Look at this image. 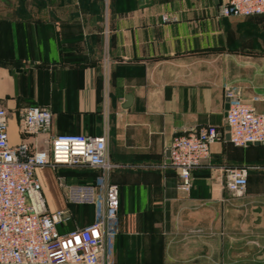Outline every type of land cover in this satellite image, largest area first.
Instances as JSON below:
<instances>
[{"label": "crops", "instance_id": "obj_1", "mask_svg": "<svg viewBox=\"0 0 264 264\" xmlns=\"http://www.w3.org/2000/svg\"><path fill=\"white\" fill-rule=\"evenodd\" d=\"M222 0H0V107L13 144L18 113L53 114L49 135H107L110 182L119 188L113 264H264V144L226 140V93L264 112V16L225 17ZM163 16L176 21L164 23ZM224 132L178 189L169 161L175 136ZM249 167L236 196L219 168ZM38 171L52 211L70 209L68 233L93 206L69 204L65 186L97 170ZM87 210L77 219L74 209ZM84 208V209H83Z\"/></svg>", "mask_w": 264, "mask_h": 264}, {"label": "built area", "instance_id": "obj_2", "mask_svg": "<svg viewBox=\"0 0 264 264\" xmlns=\"http://www.w3.org/2000/svg\"><path fill=\"white\" fill-rule=\"evenodd\" d=\"M225 17L264 16V0H222ZM163 16L162 22L176 21ZM227 133L236 147L264 144V112L243 102L233 92L226 93ZM8 110L0 107V264H113L109 241L119 229V188L110 182L120 168L109 160L107 135H49L53 114L49 109L27 107L18 113V129L24 139L11 145ZM224 132L203 126L174 137L169 161L162 167L174 170L178 189L190 193L194 172L210 158L213 144ZM61 166L77 170H97L94 183L65 186L68 202L93 206L90 225L61 233L60 225L72 221L70 209L52 211L45 198L38 171ZM225 186L236 196L245 193L249 167L219 168Z\"/></svg>", "mask_w": 264, "mask_h": 264}, {"label": "rangeland", "instance_id": "obj_3", "mask_svg": "<svg viewBox=\"0 0 264 264\" xmlns=\"http://www.w3.org/2000/svg\"><path fill=\"white\" fill-rule=\"evenodd\" d=\"M9 119H10V117H9ZM17 144L18 143H16V144L11 143V145H17ZM68 171H70V172H80L81 170H77V169L69 170L68 169ZM73 209H74L73 213H74L76 219H77V217L79 216L80 213H82V214L87 213V210H83L84 212H82L79 209H76V208H73ZM86 224H87V221L84 218H82V219H80V221H78V225H80V226H85Z\"/></svg>", "mask_w": 264, "mask_h": 264}, {"label": "water", "instance_id": "obj_4", "mask_svg": "<svg viewBox=\"0 0 264 264\" xmlns=\"http://www.w3.org/2000/svg\"><path fill=\"white\" fill-rule=\"evenodd\" d=\"M228 108H229V101L227 100L226 103H225V111H226L225 112V116H226V113H227ZM226 130L228 131V127L226 128ZM226 140H228V141L230 140L229 134H227ZM249 145H252V144H249ZM254 145H260V144L259 143H256Z\"/></svg>", "mask_w": 264, "mask_h": 264}, {"label": "trees", "instance_id": "obj_5", "mask_svg": "<svg viewBox=\"0 0 264 264\" xmlns=\"http://www.w3.org/2000/svg\"><path fill=\"white\" fill-rule=\"evenodd\" d=\"M86 214V213H85ZM94 215H95V211H94Z\"/></svg>", "mask_w": 264, "mask_h": 264}]
</instances>
